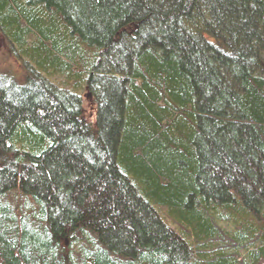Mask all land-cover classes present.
Returning a JSON list of instances; mask_svg holds the SVG:
<instances>
[{
  "label": "trees",
  "instance_id": "16d2710c",
  "mask_svg": "<svg viewBox=\"0 0 264 264\" xmlns=\"http://www.w3.org/2000/svg\"><path fill=\"white\" fill-rule=\"evenodd\" d=\"M0 39V264H264V0H0Z\"/></svg>",
  "mask_w": 264,
  "mask_h": 264
},
{
  "label": "rangeland",
  "instance_id": "374dc122",
  "mask_svg": "<svg viewBox=\"0 0 264 264\" xmlns=\"http://www.w3.org/2000/svg\"><path fill=\"white\" fill-rule=\"evenodd\" d=\"M0 56L4 57L7 62L12 60V57L10 55H7V51H6V48L4 47V43H3L2 39H0ZM7 62H5V64L3 62V64L6 65ZM55 80L57 82H59V80L57 78ZM58 85H61V82H59Z\"/></svg>",
  "mask_w": 264,
  "mask_h": 264
}]
</instances>
